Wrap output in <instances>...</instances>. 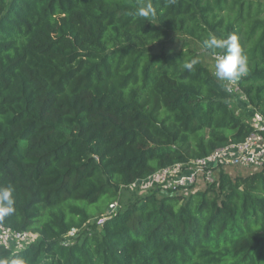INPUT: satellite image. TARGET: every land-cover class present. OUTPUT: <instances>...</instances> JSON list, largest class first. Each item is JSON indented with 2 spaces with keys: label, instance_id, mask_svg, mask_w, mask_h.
Listing matches in <instances>:
<instances>
[{
  "label": "trees",
  "instance_id": "trees-1",
  "mask_svg": "<svg viewBox=\"0 0 264 264\" xmlns=\"http://www.w3.org/2000/svg\"><path fill=\"white\" fill-rule=\"evenodd\" d=\"M151 4L154 15H136ZM172 34L186 39L155 53ZM238 37L237 87L264 121V0H0V223L36 236L22 264H264V165L189 194L122 192L261 133L203 64ZM198 58L193 70L185 60ZM238 170V168H237ZM100 228L87 230L94 219Z\"/></svg>",
  "mask_w": 264,
  "mask_h": 264
},
{
  "label": "built area",
  "instance_id": "built-area-1",
  "mask_svg": "<svg viewBox=\"0 0 264 264\" xmlns=\"http://www.w3.org/2000/svg\"><path fill=\"white\" fill-rule=\"evenodd\" d=\"M258 129L261 133L252 134L241 144L219 149L209 157L185 166L176 165L163 169L147 181L140 182V185L156 183L160 185L162 192L181 191L192 186L201 188L214 183L217 180L214 170L220 165L230 169L259 171L264 165V121L260 120ZM35 239L36 236L30 232H19L0 223V249L16 252L33 243Z\"/></svg>",
  "mask_w": 264,
  "mask_h": 264
},
{
  "label": "clouds",
  "instance_id": "clouds-1",
  "mask_svg": "<svg viewBox=\"0 0 264 264\" xmlns=\"http://www.w3.org/2000/svg\"><path fill=\"white\" fill-rule=\"evenodd\" d=\"M154 14L151 4H141L136 12L137 16L144 18ZM204 44L214 53L217 49L222 50L215 56V76L218 80L235 82L247 75L249 71L247 57L243 54L235 34H228L223 38L210 34ZM199 62L198 58L185 60L183 68L191 71ZM13 191L11 187H0V216L8 215L14 211ZM0 264H22V261L19 259H0Z\"/></svg>",
  "mask_w": 264,
  "mask_h": 264
},
{
  "label": "rangeland",
  "instance_id": "rangeland-1",
  "mask_svg": "<svg viewBox=\"0 0 264 264\" xmlns=\"http://www.w3.org/2000/svg\"><path fill=\"white\" fill-rule=\"evenodd\" d=\"M186 39V37L180 35V34H172L170 36V39L164 44V45H156L154 47V52L155 53H160V52H170L172 50H176L180 47V45L183 43V41ZM197 49L200 51V56L202 59V62L205 66H207L214 74H215V56H211L209 54H205L202 49L197 46ZM221 81V80H220ZM221 83L226 87L231 93H232V101L231 105L233 110L236 112V114L240 115L242 118L245 120L251 122L255 126H259L260 120L258 116L255 114L254 111H252L250 105L247 103L245 97L242 95V93L239 91L236 81L235 82H228V81H221ZM241 170V171H240ZM237 170V168H233L229 170V172L233 175L236 176L238 174H242L244 172H249L245 169H240ZM149 182L146 183V185L142 186L140 184H136L132 187H130L127 190H124L122 192V195L120 197V200L118 203H115V209H121L123 208L126 204H129L132 202L134 199H138L141 196L146 195L149 192V188L152 187L150 186ZM184 193L189 194L191 192V189H185L182 190ZM105 219V218H104ZM103 219H98L94 218L92 219L87 226V230L84 232L87 233L89 232V229L93 227H98V229L101 226Z\"/></svg>",
  "mask_w": 264,
  "mask_h": 264
},
{
  "label": "water",
  "instance_id": "water-1",
  "mask_svg": "<svg viewBox=\"0 0 264 264\" xmlns=\"http://www.w3.org/2000/svg\"><path fill=\"white\" fill-rule=\"evenodd\" d=\"M114 209H115V204L112 205V210L109 213H111Z\"/></svg>",
  "mask_w": 264,
  "mask_h": 264
},
{
  "label": "crops",
  "instance_id": "crops-1",
  "mask_svg": "<svg viewBox=\"0 0 264 264\" xmlns=\"http://www.w3.org/2000/svg\"><path fill=\"white\" fill-rule=\"evenodd\" d=\"M262 121V120H261ZM257 128H258V126H256ZM238 170H240V169H238ZM241 171V170H240Z\"/></svg>",
  "mask_w": 264,
  "mask_h": 264
}]
</instances>
